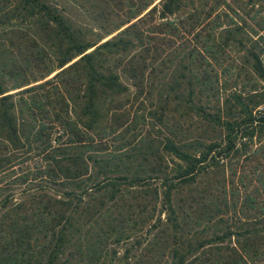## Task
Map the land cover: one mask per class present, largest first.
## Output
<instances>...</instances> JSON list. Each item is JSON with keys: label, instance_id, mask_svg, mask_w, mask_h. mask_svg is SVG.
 <instances>
[{"label": "trees", "instance_id": "trees-1", "mask_svg": "<svg viewBox=\"0 0 264 264\" xmlns=\"http://www.w3.org/2000/svg\"><path fill=\"white\" fill-rule=\"evenodd\" d=\"M0 264H264V0H0Z\"/></svg>", "mask_w": 264, "mask_h": 264}, {"label": "rangeland", "instance_id": "rangeland-1", "mask_svg": "<svg viewBox=\"0 0 264 264\" xmlns=\"http://www.w3.org/2000/svg\"><path fill=\"white\" fill-rule=\"evenodd\" d=\"M73 12H74L73 14L78 15V14H77L78 11L75 13V10H74ZM78 13H79V12H78ZM80 17L83 18V19L85 18L84 16H80ZM96 30H97V29H96Z\"/></svg>", "mask_w": 264, "mask_h": 264}]
</instances>
